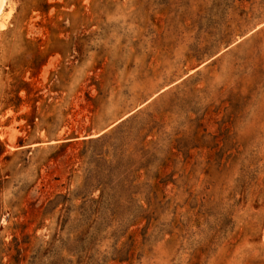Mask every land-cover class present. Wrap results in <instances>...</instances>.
I'll list each match as a JSON object with an SVG mask.
<instances>
[{"label": "rangeland", "instance_id": "374dc122", "mask_svg": "<svg viewBox=\"0 0 264 264\" xmlns=\"http://www.w3.org/2000/svg\"><path fill=\"white\" fill-rule=\"evenodd\" d=\"M0 264H264V0H7Z\"/></svg>", "mask_w": 264, "mask_h": 264}, {"label": "bare ground", "instance_id": "6f19581e", "mask_svg": "<svg viewBox=\"0 0 264 264\" xmlns=\"http://www.w3.org/2000/svg\"><path fill=\"white\" fill-rule=\"evenodd\" d=\"M7 3V0H0V10L4 7V5Z\"/></svg>", "mask_w": 264, "mask_h": 264}]
</instances>
